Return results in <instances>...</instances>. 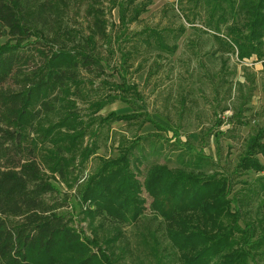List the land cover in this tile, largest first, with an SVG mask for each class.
<instances>
[{
  "label": "trees",
  "instance_id": "16d2710c",
  "mask_svg": "<svg viewBox=\"0 0 264 264\" xmlns=\"http://www.w3.org/2000/svg\"><path fill=\"white\" fill-rule=\"evenodd\" d=\"M152 3L0 0V264H249L264 248V216L258 227L242 228L248 200L231 197L229 175L160 162L142 171L148 157L143 148L137 154L140 136L120 142L117 157L96 156L89 168L112 123L167 129L129 75L136 61L152 74L160 67L156 59L149 64L153 57L175 54L186 31L182 18L193 24L204 16L227 52L264 61V0H178L177 11L170 4L163 12L179 25L131 29ZM119 100L133 111L99 115ZM246 172L264 173V125L236 166L235 173ZM256 182L249 192L259 198L264 177ZM61 183L75 188L83 214L133 226L126 255L116 252L120 232L99 234L93 218L91 236L78 226ZM144 192L158 209L148 222Z\"/></svg>",
  "mask_w": 264,
  "mask_h": 264
},
{
  "label": "rangeland",
  "instance_id": "374dc122",
  "mask_svg": "<svg viewBox=\"0 0 264 264\" xmlns=\"http://www.w3.org/2000/svg\"><path fill=\"white\" fill-rule=\"evenodd\" d=\"M152 2L131 29L179 25L174 15L163 12V8L170 4L177 11L178 0ZM110 19L118 24L117 11L112 12ZM77 20L81 21V16ZM202 20L204 16L196 17L193 24H188L182 18L186 31L178 41L177 51L163 58L153 57L149 64L156 59L160 67H154L152 74L150 71L147 73L149 67L138 70L139 61L130 70V80L139 85L148 112L167 129L159 130L149 122L143 125L112 123L104 129L100 148L90 160L89 168L96 165V156L117 157L120 142L140 136L143 140L140 149L136 150L137 154L143 148L148 157L143 162L142 171L150 163L160 162L171 167L184 166L206 173L218 171L231 176V197L248 200L247 204L242 205L240 220L242 228H245L249 223H260L264 216V196L256 198L249 192L257 186L256 180L264 177V173H235L249 138L264 125V61H258L255 57L240 61L237 55L221 46L215 32L206 28ZM117 60L116 57L112 58L111 65ZM114 78L118 79L116 75ZM79 106L84 108L82 103ZM111 111L129 113L133 108L119 100L108 104L99 115L106 116ZM175 131L179 134V142L174 137ZM57 187L61 198L67 199V212L80 222L78 226L88 236L92 235L88 226L92 225L93 218V226L99 234L107 237H113L118 232L122 234V241L115 243L116 252L126 255V236L132 245L135 242L133 234L137 232L133 226L106 216L89 217L83 214L75 188H68L63 183L57 184ZM143 195L147 199L144 218L148 222L158 209L153 196L146 192ZM249 196L251 198L247 199ZM88 217L85 221L84 218ZM255 239L258 240V236ZM137 263L141 264L140 261ZM154 264H157L155 260ZM249 264H264V248L253 253Z\"/></svg>",
  "mask_w": 264,
  "mask_h": 264
}]
</instances>
